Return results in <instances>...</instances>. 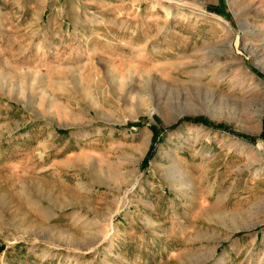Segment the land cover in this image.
Masks as SVG:
<instances>
[{
  "label": "rangeland",
  "instance_id": "374dc122",
  "mask_svg": "<svg viewBox=\"0 0 264 264\" xmlns=\"http://www.w3.org/2000/svg\"><path fill=\"white\" fill-rule=\"evenodd\" d=\"M0 264H264V0H0Z\"/></svg>",
  "mask_w": 264,
  "mask_h": 264
},
{
  "label": "trees",
  "instance_id": "16d2710c",
  "mask_svg": "<svg viewBox=\"0 0 264 264\" xmlns=\"http://www.w3.org/2000/svg\"><path fill=\"white\" fill-rule=\"evenodd\" d=\"M201 122V120H198V123H200Z\"/></svg>",
  "mask_w": 264,
  "mask_h": 264
}]
</instances>
